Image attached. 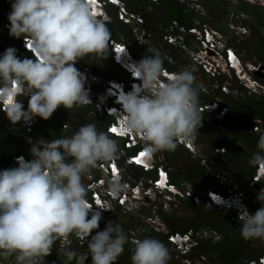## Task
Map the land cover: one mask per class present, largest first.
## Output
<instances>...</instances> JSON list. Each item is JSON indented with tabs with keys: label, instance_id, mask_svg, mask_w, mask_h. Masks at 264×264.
Listing matches in <instances>:
<instances>
[{
	"label": "clouds",
	"instance_id": "clouds-1",
	"mask_svg": "<svg viewBox=\"0 0 264 264\" xmlns=\"http://www.w3.org/2000/svg\"><path fill=\"white\" fill-rule=\"evenodd\" d=\"M123 2L124 0H13L11 3L8 14L9 35L23 37L22 46L31 52L34 59L19 58L14 47L7 48L0 56L1 111L6 113L13 125L23 120L27 129H31L30 123L35 117L50 119L61 106L70 110L91 105L94 106L91 111L96 114L102 112L110 120L105 124L106 132L98 131L95 124L89 123L80 126L70 137L41 140L38 147L30 149L32 159L26 154L14 155L17 166L0 170V258L4 260L12 258L14 264H46L45 258L52 253L55 246L63 250L68 264L73 261L74 264H85L89 256L91 264H116L125 250V244L129 242L128 234L119 223L111 220L103 230L96 231L94 235L92 233L99 229L102 213L117 207L122 210L123 203L118 202L117 197L112 194H119L125 189L132 192L131 187L135 182L126 175L124 167L139 168L143 171L140 176L156 178L157 167L162 164L156 163V152H172L178 143L185 145L184 142L194 141L202 126V113L215 114L218 119H223L228 114L229 109L225 105L221 106L220 98L202 104L212 105L211 110H200V93L194 69L170 70L163 66V58L156 51L137 61L126 43L115 35L112 37L108 24L115 17L128 25L131 20L126 21L124 16L134 19L137 17L136 12L126 10ZM108 5L117 8L115 16L109 11ZM120 11L125 15L121 16ZM138 19L143 25L144 19ZM174 22L170 27L180 30ZM204 27L207 26H194L190 29L195 30L189 29L188 32L197 39L199 31ZM213 33L216 34V31L213 30ZM169 34L177 39L182 36L180 33H167L163 38L167 40ZM140 36L145 37V42H140V45L146 44L149 37L140 33L137 40ZM182 39L184 43V37ZM217 39L215 37L213 40ZM176 42L178 41H171L169 44L174 45ZM197 43L198 50L193 51V56L198 53L199 57H206L215 64L220 63L215 65L219 72L214 77L220 73L222 65L229 73L233 70L244 85L258 84L263 88L261 93H264V81L250 74L251 66L245 68L242 61H239L231 67L224 55L217 54L209 46L205 47L199 39ZM109 47L111 61L119 66L123 76L108 78L102 86L104 96L99 97L95 95V89H99L98 79L88 72L87 66L75 64L85 57L105 59ZM184 48L188 46L184 45ZM235 51L240 57L236 49ZM209 55L213 58H209ZM167 59L173 63L171 57L168 56ZM193 59V63H198ZM198 66L203 73L212 76L201 64L198 63ZM223 85L228 87V91L222 89ZM221 91L228 94L237 90H232L228 83H223ZM26 97L28 105L25 110L23 99ZM225 107L226 114L219 116ZM111 124L118 128L110 130ZM257 134H260L257 141L258 151L253 153L249 161L255 168L249 184L258 190L255 183L260 185L264 181L262 125L261 132ZM114 138L121 140L120 155L117 154L119 145ZM187 148L192 150L191 147ZM221 148L224 152L225 147ZM128 149L133 151L128 153ZM136 152L139 163L129 161L130 155ZM121 157L124 158L122 163L119 160ZM149 164L150 167H145ZM95 169L100 173L91 177L86 186L84 178ZM255 175L259 177L255 179ZM168 179L171 182L169 173ZM126 182L131 187H126ZM171 183L174 190L166 188L157 191L156 195L144 193L146 201L135 197L139 209L156 204L159 192L177 197L190 196L198 198L195 201L200 202L194 191H183ZM261 187L257 200L264 205V186ZM107 190L112 194H108ZM230 190L234 195L243 191L235 186ZM187 191L191 195H187ZM209 191L224 194L207 189L201 200L205 204L213 202L209 205L231 210L240 221L242 238L264 239V206L252 214L243 191L242 204L234 207L224 204L219 207L218 203L209 198ZM94 192L99 194L94 195ZM216 197L218 199L215 200L219 202L220 197ZM104 198L110 199L109 207L104 203ZM188 230L198 232L197 235L191 234L192 240H196L197 244L193 245L190 257L202 264L194 255L200 242L205 240L198 229L169 232L167 242L173 247L168 240L169 234ZM71 236L86 241L88 251L77 253L68 247L67 244L70 245L73 241ZM131 238L134 244L132 264H168L170 253L162 241L151 237L135 241L134 237ZM66 239L68 242L62 244ZM188 241L190 239L183 240L184 243ZM177 256L180 258L178 253ZM261 258L264 260V255L249 260L248 264L259 262Z\"/></svg>",
	"mask_w": 264,
	"mask_h": 264
},
{
	"label": "rangeland",
	"instance_id": "rangeland-1",
	"mask_svg": "<svg viewBox=\"0 0 264 264\" xmlns=\"http://www.w3.org/2000/svg\"><path fill=\"white\" fill-rule=\"evenodd\" d=\"M189 3V5L194 8L196 13L198 15H201V18H207L210 20V22H213L215 20H218L217 27H213L210 23L203 24L201 21V18H196L195 23L198 26H207L212 28L216 31L215 37L216 38H222L227 44H230L232 41H235L236 45L243 44L245 48H242L240 50H237L239 53L243 66L246 68L247 65H253L256 66L259 63H263V58H260L259 56L264 55V48L260 46V38L264 36V0H185ZM245 2V3H244ZM125 5V8L127 11H130V8L123 2ZM211 8V9H210ZM150 10V9H148ZM131 12V11H130ZM149 12V11H148ZM109 13V12H108ZM2 14H8L7 12H2ZM110 16V13H109ZM136 19L131 18L130 26L133 29V33L135 38L133 40H130L126 42L122 39L124 43L130 48L133 56L139 61L146 55H151L153 51L158 52L161 57H168L167 55V47L172 48V50H176L180 55H183L184 57L191 56L192 59L194 58L193 49L184 48L183 40L181 42H176V44L171 46H168L167 43L168 40L163 38V40H153V38L146 32V30L143 28V25L141 21H139V18H143V16L139 13H136ZM118 18L120 16L118 15ZM126 22V21H125ZM124 23V22H123ZM10 24V21L5 24V28L7 32H9L8 25ZM117 23L114 21L109 22L108 27L111 31L112 37L115 35V32H117V27L115 26ZM156 25L158 27L159 23L157 22ZM256 27L260 30L261 35L258 37L256 31ZM219 28H222L221 31ZM8 29V30H7ZM176 30V29H175ZM181 30V29H180ZM177 30L180 34H182V38L185 36L184 31ZM121 32V31H120ZM146 34V36L149 37V40L146 44L140 45L138 43L137 37L139 34ZM178 33V34H179ZM177 34V35H178ZM194 45H198L197 39H194ZM110 45V44H109ZM201 45V43H200ZM9 47H14L17 49L16 44L10 40V38L7 40H1L0 39V56L3 55L4 50H6ZM175 48V49H174ZM201 48V47H200ZM237 48V47H236ZM238 49V48H237ZM254 49L255 51L251 52ZM111 49L109 47L108 53L110 54ZM256 52L259 54H256ZM17 56L21 59H24L25 57L20 55L19 50L17 49ZM197 55V54H196ZM217 55V54H212ZM209 58L211 55L208 56ZM194 60V59H193ZM175 64L176 62L173 61ZM245 63L247 65H245ZM82 64L84 66H87L89 68V73H92L95 78L98 79L99 85L98 88H101L103 84L106 83V80L108 78L114 77V76H120L122 77L123 74L119 68L118 65L110 61L108 55L105 59L97 58L95 56L92 57H85L79 61L76 62L75 65ZM180 71L184 69H194V71H198L196 76V84L199 87V90L202 92H205V94H213L216 91L217 88V82L213 81V79L209 78L207 74L204 73V75H201V68L198 66V63L196 62L195 65L192 62L191 64H180L179 65ZM220 71H224L226 73H229L228 70H225L223 66L221 65ZM204 77V78H203ZM229 80L232 84L233 78L229 76ZM263 88H261L262 90ZM259 90V91H261ZM236 92V91H235ZM258 94H264L261 92L256 91ZM238 94L237 92L235 93ZM97 95V94H95ZM239 95L243 97H249L253 94L248 93L247 91L239 93ZM23 98V97H22ZM218 98L222 99L223 97L220 95ZM97 99V96H96ZM244 99V98H243ZM24 100V99H23ZM24 109H27V105L24 103ZM77 109L74 107L73 109L66 110L63 106L59 107L54 113L57 115L58 120L62 121V125L64 130L61 132L62 137L69 136V131L74 130L75 132L79 129L80 126L89 124L90 121L83 120L82 123L81 119L82 117L76 115ZM89 116L91 118L96 119L98 116L96 112L90 111ZM211 116L215 117V114H212ZM38 117V116H37ZM35 117L33 121L30 123L31 129H27L26 131H23L18 128L19 124L17 122L16 125H13L12 122L8 119L6 114H0V128L2 131L6 132L7 136H10V138L13 140L15 146H21L23 147L28 153V155L31 157L30 149L32 147H38L41 140H44V138L37 137L35 134H32L31 131H33V127L35 126ZM210 121V120H209ZM35 122V123H34ZM22 126H27V124L21 120L20 121ZM34 123V124H33ZM85 123V124H84ZM33 124V125H32ZM260 125V124H258ZM261 126V125H260ZM206 126H201V131L196 133V139L194 141H191V148H187L185 145H181L178 143L177 148L175 151L169 152V151H161L157 153L156 163H162L168 170V173H176L180 174L182 171H185L186 167H197V166H203V168H206V174L210 177L214 174L215 177H219L221 184H227L237 187L240 190H243L246 196V200L248 202L249 209L252 214L255 213V211L264 206L257 200V193L259 190H257L255 187H251V185L248 182L241 181L240 176L242 175H235L232 173H228L224 170H219L218 165L216 164L217 159V151L216 149L212 151L211 146V140L209 139V136L203 135L202 133L206 132L205 129ZM221 130H224L223 134H226L227 127L226 126H218ZM31 130V131H30ZM98 130V129H97ZM100 131V130H98ZM209 133H214L215 131L211 128H208ZM73 134H71L72 136ZM214 135V134H212ZM118 145H119V151L117 154H122V148H121V140L114 138ZM238 140L242 142L241 146H237L235 148V153H237L236 156L229 157L227 160L224 161L226 167H232L234 169V172H247L246 170L249 169L250 166L249 161L253 156V153L257 152L258 149L256 148V151L249 148L245 143L238 137ZM45 141V140H44ZM222 152V148L220 149ZM225 150V149H224ZM227 150V148H226ZM191 153V154H190ZM174 156V165H172V162L169 158ZM168 158V159H167ZM123 157H121L120 162L122 163ZM198 160H200L199 165H197ZM12 163L7 161H3L0 163V170L8 169L9 166H11ZM138 169L135 168L133 170L127 169L124 167V171H126V175L129 176H135L138 174ZM201 169V168H200ZM203 171V170H201ZM180 172V173H179ZM205 172V171H204ZM99 170H93V172L84 178L83 182L87 186L88 182L90 181L91 177L97 176L99 174ZM203 173V172H202ZM146 177V176H145ZM244 177V176H243ZM213 180L211 178H208L200 183V187L196 188L189 184L185 180H181V184L179 188L183 191L191 190L194 191L196 195H198L200 202H196L194 197H182L178 195L179 197L175 196L174 194H165V192H159L157 194L156 204H154L152 207L146 206L144 211L140 210V207L134 208L133 210H124L119 212H112L109 214H105V220L113 221V222H119L121 224H131V216H136L141 219L142 222H145L146 227L148 228H154L158 231L167 232V226L164 223V221L159 216V210L161 209L162 212L166 213L168 219L172 222H174L176 225L184 226L187 224L188 219L195 215L193 208H190L185 201L193 200L195 203L205 206V209H220L217 207H214L209 204H205V201H202L201 199L204 198V191L203 189H214L213 186ZM250 185V186H249ZM165 201V202H164ZM161 202H163L161 204ZM224 211V209H222ZM123 212H131L129 214L123 213ZM222 231H218L216 229H211L210 227H203L198 228L200 232H202L203 239L210 242L213 246L219 247L223 244L225 237H231L235 235L240 234L241 224L240 221L236 218V215L230 210L226 214H218L217 215ZM145 227H135L131 226L130 229V236L136 237L137 239H141L142 234H146L149 232V237L156 238L162 241L161 236L158 234L149 230H145ZM94 235V234H93ZM145 236V235H143ZM70 237V236H69ZM73 238V241L70 245L67 244L68 247H70L72 250H75L77 253H86L88 251L87 249V242L75 238V236H71ZM130 237V243H126L124 248L133 249V241ZM249 243L251 246H253L257 251H264V239H249ZM163 242V241H162ZM164 243V242H163ZM55 247V246H54ZM56 250L53 248V251L51 253L52 257L50 258V255L47 256L46 264H68L66 257L63 254V250L55 247ZM168 250L170 255H172L173 261L175 263L183 264L181 262V259L177 256L176 250L168 245ZM54 253V255H53ZM121 256V255H120ZM119 258V257H118ZM211 257L205 258V261L203 264H210ZM219 259L216 255H214L213 260ZM118 260V259H117ZM0 264H12L4 259L0 258ZM14 264V263H13ZM74 264V261L72 262ZM85 264H91V256L88 257V259L85 261ZM193 264H201L198 262H194ZM217 264H224L223 262L218 261Z\"/></svg>",
	"mask_w": 264,
	"mask_h": 264
},
{
	"label": "trees",
	"instance_id": "trees-1",
	"mask_svg": "<svg viewBox=\"0 0 264 264\" xmlns=\"http://www.w3.org/2000/svg\"><path fill=\"white\" fill-rule=\"evenodd\" d=\"M13 0H0V39L1 40H8L10 38L11 41H13L17 49L20 52V55L25 58H32L34 59V56L31 54L30 51L26 50L22 46V38H15L13 36L9 35V32L5 31V24L8 22V14L11 11V3ZM125 4L130 8L131 11H134L136 13H140L144 17V24L143 28L146 30V32L153 38V40H163L164 34L172 33L177 34V30L172 29L170 26L175 21L177 22L179 27L185 28V36H184V45L185 47L188 46L189 49L198 50V45H194V34H191L188 32V30L194 26H198L195 23L196 18H201V15H198L194 8H192L188 2H183L181 0H124ZM245 3V2H244ZM111 14L115 16L117 12V8L108 5L107 6ZM150 9V10H148ZM211 9V8H210ZM149 11V12H148ZM2 12H7L8 14H2ZM201 16V17H200ZM201 21L203 24L210 23L213 27H217V23L219 21L215 20L213 22H210L207 18H201ZM114 22L117 23L115 26L117 27V32H115V37L122 41L125 40L126 42L133 40L135 38L133 29L130 25L123 23L122 21L118 20L116 17L114 19ZM159 23L158 27L156 23ZM221 31L222 28H219ZM8 30V29H7ZM121 31V32H120ZM257 36L259 37L261 35L260 30L256 27ZM260 34V35H259ZM262 36V35H261ZM260 46L264 48V36L260 38ZM236 50H240L242 48H245L243 44L236 45L235 41H232L230 43ZM168 46H172V44L167 43ZM238 49H237V48ZM167 49V55L171 57L173 61L176 63H172L167 59V57H162L164 61V67L169 68L170 70L179 71V65L180 64H191L193 61L191 57H184L183 55H180L176 50H172V48H166ZM175 49V48H174ZM254 49L253 51H255ZM5 51V50H4ZM251 49V52H253ZM256 54H259V52ZM108 57L111 61V52L108 53ZM260 58H263L264 61V55L259 56ZM195 65V63H194ZM201 75L203 76L204 73L202 71ZM198 71H194V74L196 75ZM209 78L213 79V81H216L217 88L215 93L213 94H205V92H202L199 90L200 93V105L207 104L212 101H214L218 96H222L221 100V106L225 105L228 107L229 111L228 114L223 119H218L216 117L211 116V114L202 113V125L206 126L203 135L209 136V139L211 140V146L212 151L216 149L217 151V159L216 164L219 167V170H224L228 173H232L235 175H242L241 181H245L250 183L252 180V175L254 174V167L251 165L248 167L247 172H234V169L232 167H226L224 161L227 160L229 157L236 156L237 153H235V148L237 146H241L242 142L238 140V137L242 139V141L247 145L249 148L256 151L257 148V141L259 139L260 134H257V132H254L252 130L253 125L255 123H259L262 125L264 129V94H255L249 97H243L239 95V93L247 91V87H245L243 84L240 83L239 79L234 74L233 70L230 71V73H226L224 71H220V73L217 76H210L207 74ZM229 75L233 78L232 84L229 80ZM112 77V76H111ZM119 77L120 76H114ZM204 78V77H203ZM223 83H228L229 87L232 90H237L238 94L235 95L234 93H224L221 91V85ZM97 95L99 97L104 96V88L101 87L99 89H95ZM244 98V99H243ZM23 102L28 105V98L26 97ZM77 109L76 115L82 117L81 122L83 120L90 121L89 123L95 124L97 129L100 131L106 132L105 124L110 120L109 116L105 115L102 112H98V117L96 119H93L89 116V112L93 110L94 106L88 105L84 107H75ZM0 114H6L5 112H2L0 109ZM210 120V121H209ZM18 128L23 131H26V126H22L20 122H18ZM62 121L58 120V117L55 113L51 116L50 119H42L40 117H37V121L35 123V126L33 127V131H31L32 134H35L37 137L44 138L45 141L53 140L62 136L60 135L63 129ZM85 124V123H84ZM218 126H226L227 132L224 133V130H221ZM208 128H211L215 132L211 133L208 132ZM201 131V128H199L198 133ZM74 130L69 131V136L71 134H74ZM119 139V138H117ZM225 147L224 152H220V148ZM227 148V150H226ZM133 150L128 149L127 152L130 153ZM26 154L28 158H31L27 153V151L21 147V146H15L13 140L10 138V136H7L6 132L2 131L0 128V163L3 161L12 163L11 166L8 168L16 167V162L13 159L14 155L17 154ZM158 152H156L157 155ZM191 154V153H190ZM168 159V158H167ZM172 162V165H174V156L169 158ZM200 160H198L197 165H199ZM201 168V169H200ZM99 169V168H98ZM97 169V170H98ZM135 169V168H133ZM130 169V170H133ZM96 170V169H95ZM203 170V171H201ZM205 171V172H204ZM207 169L203 168V166H197V167H186L185 171H182L180 174L176 173H170L171 182L176 184L177 186H180L181 180L187 181L192 186L198 188L200 187V183L204 180L211 178L213 180V186L216 191H221L224 193H227L229 189H232V185L227 184H221L219 177H215L213 174L212 177L208 176L206 174ZM203 172V173H202ZM143 174V171L138 169L137 176H140ZM153 175V173H150ZM244 176V177H243ZM260 185L264 186V181L260 183ZM207 189L204 188L203 191H206ZM88 197L89 194H88ZM185 203L188 204L190 208H193V211L195 213L194 216L190 217L188 219V222L184 226L176 225L174 222L170 221L166 215V213L162 212V210H159V216L164 221V223L167 226V232L158 231L154 228H147L145 222H142L140 218L136 216H131V224H121V227L124 229V231L128 234V237L130 239V229L131 226L135 227H145V230H149L158 234L161 236L162 241L168 248V242H167V234L169 232L174 231H185L189 228H203V227H210L211 229H216L219 232L222 231L220 221L217 217V215L220 213L221 215L228 213L230 210L224 209H205V206H201L197 203H195L193 200L185 201ZM146 206H143L140 210L144 211ZM119 212L122 211L121 208L117 207V209H114L110 212L102 213V219L99 222V229L93 230L92 234H95L98 230H103L108 223V220H105V214H109L112 212ZM124 214L131 213V212H123ZM149 232L146 234H142L141 239L149 237ZM145 235V236H143ZM130 241V240H129ZM249 239L245 240L242 238L241 234H237L235 236L231 237H225V240L222 245L219 247H215L210 242L203 240L200 242L199 246L195 249L194 255L198 257V259L202 262L205 261V258L211 257V263L210 264H217L218 261L223 262L224 264H248V261L251 259H257L259 256L264 255V251H257L253 246L250 245ZM130 243V242H128ZM134 245V244H133ZM55 250L56 248L53 247ZM133 249L125 248L124 252L119 256L116 264H132L131 261V255H132ZM54 255V253H53ZM214 255H216L219 259L216 261L213 260ZM55 257V255H54ZM50 254V258H54ZM2 259V258H1ZM9 263H14V259L10 258L8 260H5ZM168 264H179L175 263L173 261L172 255H170V260Z\"/></svg>",
	"mask_w": 264,
	"mask_h": 264
},
{
	"label": "built area",
	"instance_id": "built-area-1",
	"mask_svg": "<svg viewBox=\"0 0 264 264\" xmlns=\"http://www.w3.org/2000/svg\"><path fill=\"white\" fill-rule=\"evenodd\" d=\"M124 9V8H121ZM125 11V9H124ZM120 15L124 16L125 13H121L120 11ZM124 19L127 20H131L130 18H128L127 16H124ZM174 25H177L176 22H174ZM180 29L182 31H184L183 27H180ZM190 30H195V28L190 29ZM215 38V33H213V30H211L208 27H204L203 30L199 31L197 39L201 40L203 42V44L205 45V47L209 46L210 49H212L213 51H215L217 54H222L225 56L228 65L233 67L237 62H241L240 57L238 56V54L236 53L235 49L233 47H231L230 45H228L222 38H218L217 41H214L213 39ZM167 40L168 42H174V41H179L181 42L182 36L180 35V38L177 39L176 36H173L171 34H169L167 36ZM145 42V37H139L138 38V43L142 44ZM183 43V42H182ZM184 45V43H183ZM128 54H130V51L128 49H126ZM200 54L197 53V55H194V59L196 61H198L199 64H201L202 68L207 72L210 73L212 76L216 75L219 71L216 68V64L219 65V62H216V64L211 61L208 60L206 57L205 59L203 57H199ZM138 61V60H137ZM213 62V63H212ZM222 89L224 91H228V87L226 85L222 86ZM212 105H200V110H211ZM227 112V108H223L220 111L219 116H223L225 115ZM112 126L109 127L110 130H114L115 128H118L117 125L111 124ZM120 126V125H119ZM121 128V127H120ZM253 130L256 132H261V126L256 124L253 126ZM122 132V131H121ZM184 144L187 147H191L192 144L191 142H184ZM137 153L131 154L130 155V159L129 161H136V157H137ZM151 164L149 165H145V167H150ZM259 176L255 175L254 178L257 179ZM130 179H132L133 182H135L134 186H130L129 183H125V186L131 187V191H126V189L124 191H122L119 194H112L111 192H109L107 190L108 194H112L114 197H117L118 202L123 203L122 205V209L124 210H133L134 208L138 207V200L135 199V197H141L142 199H145V194H153L156 195L157 191H163L166 188L174 190V185L170 182V180L168 179V171L166 170V168L163 166V164H160L157 167V177L152 179V177L150 176H139V177H135V176H129ZM103 179H100V181ZM142 189L144 191H142ZM99 193H95L94 195H98ZM187 195H191L190 191L186 192ZM139 195V196H138ZM220 197L219 202H217L215 199H218L216 196ZM208 196L209 198L214 201V203H218L219 207H222L224 204L228 207H234V206H238L239 204H242L241 201L243 200L244 194L243 191H238V193H236L235 195L232 194V191L229 189L227 191V193H217V192H208ZM236 196V197H235ZM196 198V197H195ZM198 199V198H196ZM104 203H107L108 207H109V201L110 199H106L104 198ZM213 202H209L208 204H211ZM140 206V205H139ZM191 234H195L197 235L198 232H194L193 230H188L187 232L184 233H171L168 236V240L172 243L173 248L177 251V253L180 255L181 258V262L183 264H193L194 262H198V261H193L190 257V254L192 253L193 250V245L197 244L196 240H192ZM137 238H133V240L135 241ZM190 239V241L184 243L183 240H187ZM192 240V242H191ZM67 239L64 240L62 242V244L67 243ZM183 255V256H182ZM199 263V262H198ZM253 264H264V260L261 258L259 262H252Z\"/></svg>",
	"mask_w": 264,
	"mask_h": 264
},
{
	"label": "water",
	"instance_id": "water-1",
	"mask_svg": "<svg viewBox=\"0 0 264 264\" xmlns=\"http://www.w3.org/2000/svg\"><path fill=\"white\" fill-rule=\"evenodd\" d=\"M238 74L241 75V72H238ZM250 74H252L253 76H255V77H257V78H259V79L264 81V64L263 63H259L257 66L255 64H253V66L250 67ZM255 186L258 189L262 188L261 185H258V184L256 185V183H255Z\"/></svg>",
	"mask_w": 264,
	"mask_h": 264
},
{
	"label": "flooded vegetation",
	"instance_id": "flooded-vegetation-1",
	"mask_svg": "<svg viewBox=\"0 0 264 264\" xmlns=\"http://www.w3.org/2000/svg\"><path fill=\"white\" fill-rule=\"evenodd\" d=\"M241 61H242V59H241ZM243 64V63H242ZM245 65H247L246 63H245ZM248 66V65H247ZM249 66H253V65H250L249 64ZM256 82V81H255ZM240 83L241 84H243L244 85V83L243 82H241L240 81ZM245 87H247V92L248 93H250V94H253V95H255L257 92V90H258V92H262V90H261V87H260V85H256V84H252V86H247V85H244ZM259 90H261V91H259ZM237 93H238V91H236ZM235 91H234V93H236ZM258 94V93H257ZM236 95V94H235ZM250 186V185H249ZM251 187H253V186H251ZM258 190H260V189H258Z\"/></svg>",
	"mask_w": 264,
	"mask_h": 264
},
{
	"label": "snow or ice",
	"instance_id": "snow-or-ice-1",
	"mask_svg": "<svg viewBox=\"0 0 264 264\" xmlns=\"http://www.w3.org/2000/svg\"><path fill=\"white\" fill-rule=\"evenodd\" d=\"M139 163V161H137Z\"/></svg>",
	"mask_w": 264,
	"mask_h": 264
}]
</instances>
